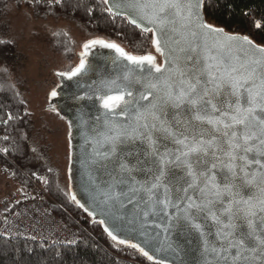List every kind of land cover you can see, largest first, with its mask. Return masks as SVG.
<instances>
[{
  "label": "snow or ice",
  "instance_id": "snow-or-ice-1",
  "mask_svg": "<svg viewBox=\"0 0 264 264\" xmlns=\"http://www.w3.org/2000/svg\"><path fill=\"white\" fill-rule=\"evenodd\" d=\"M112 7H127L136 14L133 25L156 34L153 43L166 66L151 54L131 55L94 39L83 45L78 66L58 73L68 79L83 73L95 45L114 49L135 66L122 77L125 83L106 82L108 91L99 97L107 112L106 131L97 142L107 147L96 155L110 160L120 152L103 203L143 200L145 217L158 214V208H177L200 236L202 264H264V47L207 24L203 0H117ZM196 37L202 45L192 42ZM198 49L199 58L190 54ZM135 85L143 88L138 95ZM121 145L133 147L123 151ZM132 156L134 162L127 160ZM135 172L147 175L138 180ZM130 247L155 259L138 244Z\"/></svg>",
  "mask_w": 264,
  "mask_h": 264
},
{
  "label": "trees",
  "instance_id": "trees-1",
  "mask_svg": "<svg viewBox=\"0 0 264 264\" xmlns=\"http://www.w3.org/2000/svg\"><path fill=\"white\" fill-rule=\"evenodd\" d=\"M24 1L36 14L76 21L92 37L113 40L129 52L154 53L152 32H144L125 16L114 14L104 0ZM11 2L0 0V168L28 190L2 193L16 197L12 210L40 202L51 218L72 233V240L0 234V264H155L139 250L114 241L99 222L91 220L72 199L68 181L63 183V170L53 163L48 146L35 141L32 113L20 77V50L5 18ZM204 12L210 23L248 33L264 44V0H204ZM59 36L60 40L63 36L71 39L64 29ZM68 55L72 57L74 49H69ZM64 173L67 175L66 169Z\"/></svg>",
  "mask_w": 264,
  "mask_h": 264
},
{
  "label": "water",
  "instance_id": "water-1",
  "mask_svg": "<svg viewBox=\"0 0 264 264\" xmlns=\"http://www.w3.org/2000/svg\"><path fill=\"white\" fill-rule=\"evenodd\" d=\"M104 1L114 14L125 16L129 21L131 18H137L136 14L127 7L119 9L112 7L117 0ZM201 14L207 24L223 29L224 33L240 37L247 36L253 45L264 47V44L257 43L248 33L228 31L223 26L210 23L205 16L204 0ZM141 23L144 27H150L146 21H141ZM155 35L152 32V44L155 54H135L127 51L125 47L117 42L101 36L92 37L85 43L94 39H102L119 45L131 55L151 54L156 57L157 63L161 67H165V56L156 51L153 43ZM176 39H180V37L176 36ZM192 42L201 43L202 45L199 37H196ZM83 45L77 54L79 60L83 58L81 56ZM181 46L187 47L188 45L182 42ZM167 48L168 46H165V51H167ZM199 53L200 49L196 53L190 54L199 58ZM86 59L87 67L85 71L72 79L58 75L60 72H67L66 70H55L58 82L50 90V93L52 90H56L58 95L53 98L49 93L47 104V108L57 112L68 125V163L66 171L71 197L75 195L76 199L74 201L76 204L79 207L83 205L84 207H81L83 211L89 215L91 220L99 222L107 234L111 231L119 239L128 242L124 245L138 244L148 251L155 258L150 261H160L162 264H202L200 236L188 227L187 222L182 219L183 213L177 208L169 207L166 212H159L158 208V214H149L145 217L143 213L148 210V207L143 200L138 203H128L126 197H121L124 206L119 203L113 206L112 201L103 203L106 199L104 193L108 191V186L114 182L116 175L114 169L117 167V157L120 156V152L118 151L117 156L112 157L110 160H104L96 155L97 152L105 151L107 147L97 142L102 139L101 133L106 131L105 113L107 112L103 108L99 97L108 91L104 87L106 82L116 80L118 83H125L122 77L128 69L135 66L121 57L114 49L104 48L100 45L92 46ZM136 74L139 75V73ZM133 91L134 95H138V91H143V88L141 85H135ZM108 94L116 93L113 91ZM142 103L147 104L148 101H142ZM111 119L125 125L130 123L128 118L122 115H113ZM163 143L173 147L169 141H163ZM120 147L123 151H128L133 146L128 145L125 148L121 145ZM127 160L134 162L135 157H127ZM176 171L179 173L180 170L177 169ZM133 174L138 180H143L147 175L145 172H135ZM148 178L150 179V177ZM193 195L198 194L194 193ZM180 207L183 208L184 205L181 204ZM205 223L210 224L211 222L207 221Z\"/></svg>",
  "mask_w": 264,
  "mask_h": 264
},
{
  "label": "rangeland",
  "instance_id": "rangeland-1",
  "mask_svg": "<svg viewBox=\"0 0 264 264\" xmlns=\"http://www.w3.org/2000/svg\"><path fill=\"white\" fill-rule=\"evenodd\" d=\"M5 18L11 25V35L17 40L20 50V77L25 84L27 102L32 113L33 137L37 143L48 146L53 163L63 170L61 178L66 184L68 176L64 170L68 163V125L57 112L47 108L48 96L58 82L55 70H65L75 65L82 45L93 35L87 33L78 22L68 18L36 14L33 7L24 0L20 3L12 0ZM63 29L71 39H64L65 35L60 40L59 34ZM69 49H74L72 57L68 55ZM15 190L25 191L26 188L18 178L0 168V196L5 197L2 192ZM39 205L37 202L30 209ZM49 219L52 220L48 221L49 225L57 227L54 219ZM34 220L46 226L41 215L39 218L35 215Z\"/></svg>",
  "mask_w": 264,
  "mask_h": 264
},
{
  "label": "built area",
  "instance_id": "built-area-1",
  "mask_svg": "<svg viewBox=\"0 0 264 264\" xmlns=\"http://www.w3.org/2000/svg\"><path fill=\"white\" fill-rule=\"evenodd\" d=\"M51 1L54 2L56 0ZM15 201L16 197L13 194H7V196L5 197L0 196L1 235L8 238L23 235L42 240L51 238L64 241L72 240L69 238L72 233L69 232L66 227L56 221V219L53 218V222H56L57 227L54 228L49 225L48 221L52 220L49 219V214H47V211L44 210L41 204L39 206H35L32 210L30 209V207L35 203H30L26 206L21 205L18 209L12 210V203H15ZM35 215L37 218H39L41 215V217H43L46 222V226L36 223V221L34 220Z\"/></svg>",
  "mask_w": 264,
  "mask_h": 264
},
{
  "label": "flooded vegetation",
  "instance_id": "flooded-vegetation-1",
  "mask_svg": "<svg viewBox=\"0 0 264 264\" xmlns=\"http://www.w3.org/2000/svg\"><path fill=\"white\" fill-rule=\"evenodd\" d=\"M152 54H155V53H152ZM157 57H158V55H157ZM80 60L78 59V61H77V63L75 64V65H73V66H71V67H69L68 69H65L67 72H69L73 67H75L77 64H78V62H79ZM56 84V83H55ZM54 87V86H53ZM52 87V88H53ZM51 88V89H52ZM50 93V92H49ZM48 99H49V96H48Z\"/></svg>",
  "mask_w": 264,
  "mask_h": 264
},
{
  "label": "bare ground",
  "instance_id": "bare-ground-1",
  "mask_svg": "<svg viewBox=\"0 0 264 264\" xmlns=\"http://www.w3.org/2000/svg\"><path fill=\"white\" fill-rule=\"evenodd\" d=\"M27 189V188H26ZM28 190V189H27Z\"/></svg>",
  "mask_w": 264,
  "mask_h": 264
}]
</instances>
